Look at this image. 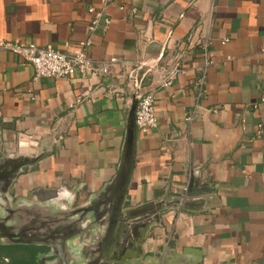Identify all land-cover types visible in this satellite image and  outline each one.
I'll return each instance as SVG.
<instances>
[{"label": "crops", "instance_id": "crops-1", "mask_svg": "<svg viewBox=\"0 0 264 264\" xmlns=\"http://www.w3.org/2000/svg\"><path fill=\"white\" fill-rule=\"evenodd\" d=\"M90 7L110 19L106 29L89 31ZM0 40L64 53L90 40L88 57L111 64L107 74L34 80L0 48V158L33 143L39 156L7 190L16 216L42 223L43 207L46 231L59 223L67 237L91 225L67 240L78 264H264V0H0ZM177 61L183 72L163 86ZM137 79L154 93L156 126L136 130L122 189ZM178 199L157 223L135 225L138 209ZM53 258L43 264L63 263Z\"/></svg>", "mask_w": 264, "mask_h": 264}, {"label": "water", "instance_id": "water-1", "mask_svg": "<svg viewBox=\"0 0 264 264\" xmlns=\"http://www.w3.org/2000/svg\"><path fill=\"white\" fill-rule=\"evenodd\" d=\"M138 98L139 89H135L126 109L125 137L121 160L116 176L117 183L121 184L122 189L127 187L133 162L134 143L137 130L135 124V110ZM33 146L34 143L31 144V148L28 150L23 148L21 153L24 154H21L16 158H0V244H27L48 247L50 249L48 251L49 253L47 252L46 254H43L42 257L53 256L54 262L61 260L63 262L62 264H68L69 261H72V264H78L79 260L77 257L79 255L76 253L77 249L72 248V256L66 257H62L57 250L60 251L65 248V253L68 255L71 254V252L66 248L67 240L78 234L83 235L84 232L88 233V230L92 228L91 225L84 223V226L80 229L79 233L77 232L67 237L65 236V233L62 234L59 231L61 229L59 223H56L54 228L50 229V231H46L44 226L45 223H43L45 218V208L40 207L39 211H34L38 216L37 218L42 221V223L37 224L33 222L29 223V220L33 218V215L29 213H25L23 217L21 215H19L20 217L16 216L19 209L16 208L17 205L14 204V207L11 204L10 197L7 193L9 186L15 180L16 176L23 169V167L33 164L39 159V156L34 154ZM180 204V199H178V201L174 204H169L164 201L148 204L141 209H138L137 212H134L133 216L138 220L134 223L135 225H139L141 228H146L158 222V213L163 210L165 206L178 208ZM70 214L76 216V214H78V210L71 211ZM145 214L147 216H145ZM54 217L57 216L54 215ZM134 223L129 225L130 231L134 230ZM52 231H57V233L52 234ZM46 238H48V240H46ZM109 245L110 244H107V247H109ZM37 262L38 264H42L39 263L38 259Z\"/></svg>", "mask_w": 264, "mask_h": 264}, {"label": "built area", "instance_id": "built-area-1", "mask_svg": "<svg viewBox=\"0 0 264 264\" xmlns=\"http://www.w3.org/2000/svg\"><path fill=\"white\" fill-rule=\"evenodd\" d=\"M108 1V0H104ZM91 14V20L88 26L89 31L95 32L98 29H106L110 19L101 11L92 7L87 10ZM224 43V42H223ZM69 43H66L67 46ZM91 45L90 40L81 41L77 44V50L73 53H64L51 46H37L33 43L23 41H2L0 48L9 50L17 54L33 67V79L41 78H71L76 74L88 75L92 72L107 74L110 63L95 64L87 55V49ZM202 55L204 58L205 68L211 64L207 52V45L203 44ZM204 68V69H205ZM183 72L182 67L177 62L167 73L163 86L171 84L172 80ZM204 83V76L200 80V85ZM135 89H139V98L135 110V124L140 133L146 134L156 126V116L154 114L155 97L153 91L141 92L139 80L134 82ZM264 101V97L261 99ZM193 115L186 119L190 121Z\"/></svg>", "mask_w": 264, "mask_h": 264}, {"label": "trees", "instance_id": "trees-1", "mask_svg": "<svg viewBox=\"0 0 264 264\" xmlns=\"http://www.w3.org/2000/svg\"><path fill=\"white\" fill-rule=\"evenodd\" d=\"M44 250L43 246L0 244V264H38L39 252Z\"/></svg>", "mask_w": 264, "mask_h": 264}, {"label": "flooded vegetation", "instance_id": "flooded-vegetation-1", "mask_svg": "<svg viewBox=\"0 0 264 264\" xmlns=\"http://www.w3.org/2000/svg\"><path fill=\"white\" fill-rule=\"evenodd\" d=\"M45 253H46V250L39 252V258H38L39 263L43 264V262H44L43 260L44 259H43L42 255L45 254Z\"/></svg>", "mask_w": 264, "mask_h": 264}]
</instances>
